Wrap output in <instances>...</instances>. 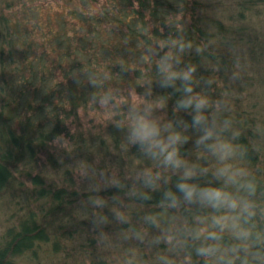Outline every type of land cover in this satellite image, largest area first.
<instances>
[{
    "label": "trees",
    "instance_id": "obj_1",
    "mask_svg": "<svg viewBox=\"0 0 264 264\" xmlns=\"http://www.w3.org/2000/svg\"><path fill=\"white\" fill-rule=\"evenodd\" d=\"M42 7L0 11V197L23 212L4 233L0 264L46 246L70 248L81 264H115L104 243L96 247L99 224L143 264H264V176L196 157L216 144L247 165L258 158L261 130L229 104L237 105L230 78L264 45L252 28L264 0ZM102 107L108 118L84 127ZM141 118L158 120L147 137L137 131ZM153 165V175L135 173ZM216 192L226 200L211 199ZM139 235L137 247L121 240Z\"/></svg>",
    "mask_w": 264,
    "mask_h": 264
},
{
    "label": "rangeland",
    "instance_id": "obj_2",
    "mask_svg": "<svg viewBox=\"0 0 264 264\" xmlns=\"http://www.w3.org/2000/svg\"><path fill=\"white\" fill-rule=\"evenodd\" d=\"M46 0H0V11H3L5 14H7L9 11H12L14 14L17 13V11H30L37 9L39 11H47L46 7H42L45 5ZM257 9V8H256ZM254 10L256 14L255 17L252 20V28L255 33V35L259 36L261 41L264 40V9H257ZM257 11V12H256ZM261 44V43H260ZM256 46V45H255ZM262 47V48H261ZM259 49H254V52L252 55H246L243 51L239 50L241 53L246 55L244 57L246 60V66L244 69L238 71L236 74H233V77L230 78L232 83H234L235 90L233 91V95L237 97V105L236 107H233L231 104L230 109H234L233 112L235 113V110L242 115L240 119L242 118L251 120L254 122L253 128L257 133H259V140H257V143L260 144V147L256 149V155L257 159L254 161V163H243L237 158H234L233 154L225 153L224 150L221 149L220 146L214 144L213 150H210L209 153L211 154V158L209 157V153H206L205 150H202L200 153L196 155L198 159H201V161L204 162V164L207 163V165H216L218 168H221L225 170V172H228L230 169L236 170L237 175H241L244 173H252V174H258L260 176H264V45L262 44ZM238 51V52H239ZM235 75V76H234ZM133 106H136L139 102V99L137 96L132 97ZM244 112V115L242 114ZM108 118V110L102 107L101 110L98 112H93V114H90L88 117L83 118V126L89 125L90 121H94V123H90L93 126L98 125L99 123H103V120ZM240 120V121H241ZM153 122H158L154 118L152 120ZM149 121V122H152ZM87 122V125H86ZM149 122H146L147 125ZM256 146V145H255ZM204 152V153H203ZM259 154V155H258ZM205 159L208 161H205ZM201 162V163H203ZM200 163V164H201ZM127 164L129 166H137L135 165V160L130 159L127 161ZM206 168H209L206 167ZM133 169V168H132ZM135 173H138V176L149 175L154 173L156 168L153 166H144L142 169L135 168ZM141 172V173H140ZM160 172V170L158 171ZM157 172V173H158ZM117 172H114V170H111L108 174L110 178H112L113 175H115ZM144 173V174H142ZM106 179L108 175L103 172ZM225 174V173H224ZM233 175V174H232ZM259 176V177H260ZM263 179V177H261ZM9 196L3 195L0 197V243L2 242V238L4 236V233L8 227L15 226L17 223V220L22 217L21 211H19L18 204L16 202L12 201V199L8 198ZM226 221H222V223H225L224 226H228L229 229H227V226L224 227V229H227L231 231L233 229V222L232 219H223ZM139 224V223H138ZM105 225V224H104ZM102 224H99L100 233L103 236L101 240H97L96 247L102 249V244L105 245L103 248L106 247L105 250L107 253L109 252V255L113 259H117V263L115 264H143L140 261V255L137 252L130 251L129 255L124 254L123 255V248L124 246L119 245L115 247V244L112 242L111 234L113 233L112 228H103L105 227ZM172 227L177 226L176 219L172 220L171 223ZM198 228H200L203 232L207 229L206 227L208 224L204 221L201 223H197ZM221 226V225H220ZM219 225H217V229L220 228ZM223 226V225H222ZM141 231L142 225H140ZM233 232L234 229L232 230ZM237 231V230H236ZM232 232V233H233ZM237 233V232H236ZM142 236H134L133 239L127 238V239H121L122 242H124L128 247L134 246L137 247L136 241L140 243L142 241ZM171 240L170 235L167 233L165 241L168 243V241ZM74 245H79L80 243H85L87 245V242L85 240L77 239L72 242ZM94 246V249L96 248ZM130 248V247H129ZM85 249V248H84ZM90 249V251L94 250ZM49 247L46 246L42 249V251H38L35 256L33 254H26L20 258L16 259L17 264H81L80 259H75L77 256L75 255V252L71 250L70 248L62 249L58 251V253H50ZM68 254L69 256H66ZM162 254V251H161ZM171 254L165 255L162 254L163 258H170ZM147 258H149L148 255L145 254Z\"/></svg>",
    "mask_w": 264,
    "mask_h": 264
},
{
    "label": "clouds",
    "instance_id": "obj_3",
    "mask_svg": "<svg viewBox=\"0 0 264 264\" xmlns=\"http://www.w3.org/2000/svg\"><path fill=\"white\" fill-rule=\"evenodd\" d=\"M185 78H187V75L185 76ZM138 133H140L142 136L147 137L149 135H151L153 133V130L147 125V123H145L143 121V119L141 118V120L138 123V129H137ZM173 157V153H169L167 159L169 161L172 160ZM211 199L216 200L217 202H221L222 200H226V197H223L221 193L216 192L214 194H212V196L210 197ZM230 207L235 208L236 204L235 202H231L229 204ZM206 251V250H203Z\"/></svg>",
    "mask_w": 264,
    "mask_h": 264
}]
</instances>
